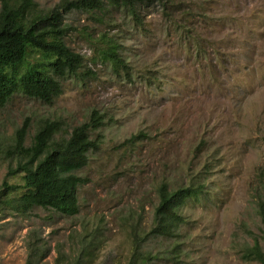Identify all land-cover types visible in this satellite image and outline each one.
Listing matches in <instances>:
<instances>
[{
  "label": "rangeland",
  "instance_id": "rangeland-1",
  "mask_svg": "<svg viewBox=\"0 0 264 264\" xmlns=\"http://www.w3.org/2000/svg\"><path fill=\"white\" fill-rule=\"evenodd\" d=\"M37 1L51 8L60 0ZM167 3L143 1L141 21L122 12L109 21L65 11L66 41L84 56L79 73L61 79L52 102L16 92L0 108L7 142L25 121L29 143L42 119L61 120L67 131L93 109L105 115L91 133L100 145L77 171L86 179L78 187L80 211L0 207V264H26L35 238L47 245L44 262L56 264L67 257L58 246L75 254L83 225L100 227L94 264L124 261L131 230L153 224L159 181L178 183L207 159L210 190L183 207V264H261L243 252L256 238L264 249V0ZM108 36L120 41L129 74L104 58ZM140 131L146 135L126 141ZM7 172L0 156V190L4 180L22 183ZM173 239L151 234L144 247L163 252Z\"/></svg>",
  "mask_w": 264,
  "mask_h": 264
},
{
  "label": "trees",
  "instance_id": "trees-1",
  "mask_svg": "<svg viewBox=\"0 0 264 264\" xmlns=\"http://www.w3.org/2000/svg\"><path fill=\"white\" fill-rule=\"evenodd\" d=\"M143 1L60 0L51 8H43L37 0H0V108L16 92L52 102L63 90L61 79L79 73L84 56L66 41L71 26L64 21L65 11L77 8L109 21L117 20L116 13L122 12L141 21L138 6ZM159 1L164 8L168 6L167 0ZM106 43L104 58L129 74L130 64L120 50V41L108 36ZM104 122L105 115L93 109L87 120L67 131L61 120L42 119L29 143L26 140L28 121L16 129L8 142L0 138V156L8 161V175L20 174L22 179V183L3 181L0 207L7 205L26 210L40 205L68 215L77 214L80 211L78 187L86 180L77 171L99 147L100 142L91 133ZM140 135L146 134L134 133L126 141L134 142ZM211 168L212 163L207 159L198 171L178 183L167 179L159 181L151 228L144 231L134 227L126 259L119 258L114 264H149L159 257L171 264H183L184 249L178 233L187 221L183 207L189 199H198L202 193L209 192L206 178ZM260 178L264 181V175ZM10 192L15 194L10 196ZM258 206L264 222V200L258 201ZM80 232L74 255H69L62 246L57 247L59 254L67 257L56 264H94L102 242L100 227L83 225ZM151 234L174 239L163 252L154 251L144 247ZM28 249L26 264H48L44 262L47 245L35 238ZM243 256L264 264V249L258 238L245 248Z\"/></svg>",
  "mask_w": 264,
  "mask_h": 264
}]
</instances>
